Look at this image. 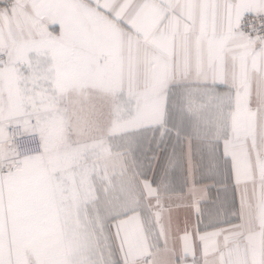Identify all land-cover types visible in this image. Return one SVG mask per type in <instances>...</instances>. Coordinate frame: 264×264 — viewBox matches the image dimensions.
<instances>
[{
    "label": "snow or ice",
    "instance_id": "1",
    "mask_svg": "<svg viewBox=\"0 0 264 264\" xmlns=\"http://www.w3.org/2000/svg\"><path fill=\"white\" fill-rule=\"evenodd\" d=\"M0 264H264V0H0Z\"/></svg>",
    "mask_w": 264,
    "mask_h": 264
}]
</instances>
